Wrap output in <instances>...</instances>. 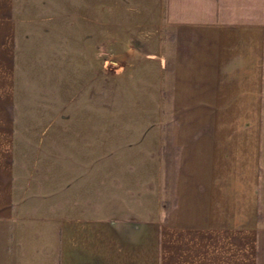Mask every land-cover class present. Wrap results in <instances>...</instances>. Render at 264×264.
<instances>
[{
  "label": "crops",
  "instance_id": "1",
  "mask_svg": "<svg viewBox=\"0 0 264 264\" xmlns=\"http://www.w3.org/2000/svg\"><path fill=\"white\" fill-rule=\"evenodd\" d=\"M0 264H264V0H0Z\"/></svg>",
  "mask_w": 264,
  "mask_h": 264
},
{
  "label": "rangeland",
  "instance_id": "2",
  "mask_svg": "<svg viewBox=\"0 0 264 264\" xmlns=\"http://www.w3.org/2000/svg\"><path fill=\"white\" fill-rule=\"evenodd\" d=\"M96 44H97V41H96ZM98 53L99 57H96V65H97V62L101 61V59H103V55H102V52L99 53V52H96V54ZM95 76H96V94H95V97H96V105H95V108H96V112H99L101 109H102V97H103V85H102V82H103V74L101 72L98 71L97 67H96V73H95ZM112 97L116 98V99H120V98H123V94L120 92V91H113L112 93ZM112 106L114 107V109H117L119 108V105L118 103H115V104H112ZM134 106V105H131V103H128L127 106H125L127 109L130 110V108ZM123 107V105H122ZM99 124V122H97V125ZM132 122L129 120V125H131ZM127 126V124H126Z\"/></svg>",
  "mask_w": 264,
  "mask_h": 264
}]
</instances>
